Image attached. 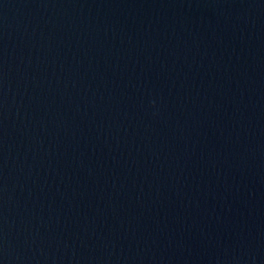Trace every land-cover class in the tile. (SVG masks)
<instances>
[{
  "label": "water",
  "instance_id": "95a60500",
  "mask_svg": "<svg viewBox=\"0 0 264 264\" xmlns=\"http://www.w3.org/2000/svg\"><path fill=\"white\" fill-rule=\"evenodd\" d=\"M0 264H264V0H0Z\"/></svg>",
  "mask_w": 264,
  "mask_h": 264
}]
</instances>
